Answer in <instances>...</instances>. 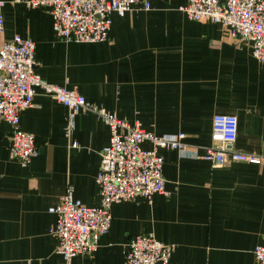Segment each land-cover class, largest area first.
Listing matches in <instances>:
<instances>
[{
  "label": "crops",
  "instance_id": "1",
  "mask_svg": "<svg viewBox=\"0 0 264 264\" xmlns=\"http://www.w3.org/2000/svg\"><path fill=\"white\" fill-rule=\"evenodd\" d=\"M2 1L0 46L13 36L33 41L41 80L138 121L154 136L182 133L188 151L198 155L211 145L212 118L235 116L233 149L264 153V64L226 29L189 20L179 10L187 0H149L147 12L136 5L123 17L112 14L108 41L96 44L57 38L45 10ZM68 116L36 90L33 106L19 117V129L34 136L38 149L25 166L10 159V128L0 121V264L62 263L48 209L67 187L83 205L100 204L95 178L108 128L84 112L67 137ZM158 154L167 195L112 205L110 231L95 254L70 264H124L128 241L146 235L174 247L169 264H257L253 251L264 246V168L228 163L212 169L175 151Z\"/></svg>",
  "mask_w": 264,
  "mask_h": 264
},
{
  "label": "built area",
  "instance_id": "2",
  "mask_svg": "<svg viewBox=\"0 0 264 264\" xmlns=\"http://www.w3.org/2000/svg\"><path fill=\"white\" fill-rule=\"evenodd\" d=\"M28 8H41L52 18L53 32L66 42L96 44L108 41L111 15L123 17L136 5L150 10L149 0H16ZM0 0V35L4 33ZM189 20L213 24L226 29L236 40L248 42L252 57L264 64V0H187L179 9ZM35 43L20 36L0 46V121L10 128V159L28 165L38 155L35 138L19 129L20 113L33 106L36 90L64 106L68 112L66 136L69 137L76 116L90 112L109 131V141L100 152V166L95 183L100 191L98 207H87L73 197L67 187L57 205L48 209L55 216L49 234L55 239L61 264H70L76 256L95 254L99 238L111 228V206L132 202L141 197L150 201L154 195H167L162 176L163 158L158 150L177 152L180 158L204 160L212 169L228 163H243L264 168L263 154H245L233 149L237 137V119L216 115L211 122V145L203 154L189 152L185 135L154 136L142 129L138 121L127 122L103 108L91 105L74 90L49 84L34 68ZM144 142L151 144L144 150ZM75 143L71 148H76ZM174 247L151 235L132 237L124 264H169ZM257 264H264V246L253 251Z\"/></svg>",
  "mask_w": 264,
  "mask_h": 264
}]
</instances>
